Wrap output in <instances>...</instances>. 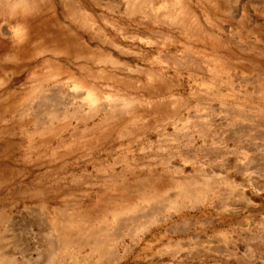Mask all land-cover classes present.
I'll list each match as a JSON object with an SVG mask.
<instances>
[{
  "label": "rangeland",
  "instance_id": "1",
  "mask_svg": "<svg viewBox=\"0 0 264 264\" xmlns=\"http://www.w3.org/2000/svg\"><path fill=\"white\" fill-rule=\"evenodd\" d=\"M75 1L41 0L22 55L0 11V264H264V0ZM125 194L120 233L109 213L101 238L57 236Z\"/></svg>",
  "mask_w": 264,
  "mask_h": 264
},
{
  "label": "bare ground",
  "instance_id": "2",
  "mask_svg": "<svg viewBox=\"0 0 264 264\" xmlns=\"http://www.w3.org/2000/svg\"><path fill=\"white\" fill-rule=\"evenodd\" d=\"M44 0H42L43 2ZM47 1V0H46ZM41 0H0V11L9 16V19H17L19 22L10 27L12 28V36L13 43L16 45L14 47L13 55L18 54L22 55V51H28L32 47L29 44L40 45L42 47V37L39 33L36 22H38L35 18V15L40 13L42 10ZM65 5L68 10L72 13H76L81 9L76 5L75 0H65ZM38 48V47H37ZM34 50V49H33ZM17 55V56H18ZM72 81L74 82V89L83 90L84 98L88 103H92L94 106L99 107L105 111V114L112 117H120L119 112L130 111L131 114L127 116V119H131L140 115L139 108L140 103L138 100L126 97L124 95H115V98L109 99L108 106L103 105L100 102V92L96 89L91 83H89L84 77L76 75L75 73L69 72ZM178 181V180H177ZM184 187H191L189 181H178ZM165 183V180L162 179H154L152 181V186L148 189V191L143 192V198L149 199H157L162 197L161 193L163 187L161 186ZM187 191V189L185 190ZM124 201L114 204L106 203V200L102 204V212L96 214H86L87 212L75 213L64 211L59 213V217L54 218V223L57 224L56 233L59 238L62 239L64 245L73 238L72 235L75 233L80 236L78 238H101V234L104 232L101 227V224H96L95 222L98 220H103L105 215L107 218H110L109 213L112 214L114 225L120 227L124 221V214L128 210L136 211V200H133V197L129 195H124ZM104 211V212H103ZM123 214V215H122ZM127 215V214H126ZM126 220L129 218H136L135 214H129L126 217ZM149 219V218H148ZM124 227V226H122ZM98 228V229H97ZM122 228L120 227L117 231L114 232L113 235H116L117 232L120 233ZM107 230V229H106ZM105 230V231H106ZM123 230V229H122ZM103 231V232H102ZM108 232L104 233L103 238H107ZM97 237V238H96ZM77 238V237H74ZM100 240V239H99ZM92 241H94L92 239ZM97 242V241H96ZM94 242L91 245V249H96L100 245ZM80 247L84 245V242H77Z\"/></svg>",
  "mask_w": 264,
  "mask_h": 264
}]
</instances>
